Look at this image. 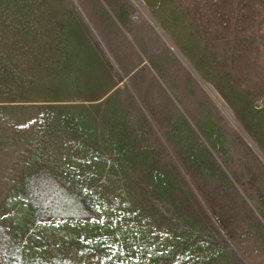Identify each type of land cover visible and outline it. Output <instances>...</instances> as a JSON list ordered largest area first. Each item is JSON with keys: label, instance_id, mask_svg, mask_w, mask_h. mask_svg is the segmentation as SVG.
Wrapping results in <instances>:
<instances>
[{"label": "rangeland", "instance_id": "rangeland-1", "mask_svg": "<svg viewBox=\"0 0 264 264\" xmlns=\"http://www.w3.org/2000/svg\"><path fill=\"white\" fill-rule=\"evenodd\" d=\"M0 264H264V0H0Z\"/></svg>", "mask_w": 264, "mask_h": 264}]
</instances>
